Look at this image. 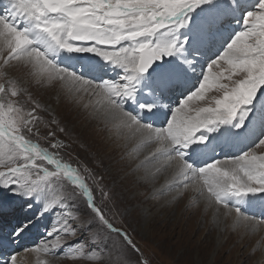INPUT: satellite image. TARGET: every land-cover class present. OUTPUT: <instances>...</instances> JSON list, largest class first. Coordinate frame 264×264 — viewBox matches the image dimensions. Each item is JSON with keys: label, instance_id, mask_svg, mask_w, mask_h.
<instances>
[{"label": "snow or ice", "instance_id": "snow-or-ice-1", "mask_svg": "<svg viewBox=\"0 0 264 264\" xmlns=\"http://www.w3.org/2000/svg\"><path fill=\"white\" fill-rule=\"evenodd\" d=\"M225 3L232 6V0ZM206 5L214 7L213 0H8L0 14V188L11 189L26 198L53 181L66 183L69 188L67 197L51 202V209L59 207L64 214L61 227L48 232L57 238L51 249L45 242L36 251L62 247L60 231L75 236L78 229L90 231L95 225L108 237L113 234L119 237L123 246L138 257L143 255L131 235L109 217L104 201L111 195L99 182L100 203L78 167L25 138L24 133L32 132L38 117L35 109L25 114L20 106L18 98L26 90L13 73L21 68L34 80L59 83L74 95L85 93L96 97L103 116L118 131L139 136L146 147L153 146L154 150L144 158L146 161L150 162L149 157H166L162 163L184 178V187L195 181L197 191L209 207L222 205L225 215L235 214L244 221H253V217L229 206L227 201L230 197L264 193V137L237 156L212 160L199 168L186 156L193 145L206 142L202 130L212 132L238 117L240 123L236 126L242 127L249 114L248 106L258 93L264 94V0H258L254 10L244 13L243 29L219 56L210 60L198 86L179 102L163 127L144 123L125 108L128 101L135 100L140 77L154 72L190 43L187 36L181 40L177 33L193 22L191 14L195 10ZM62 52L95 54L119 68L121 75L117 80L94 81L58 65L55 58ZM169 83L167 76L161 75L158 87L167 88ZM210 91L223 93L222 97L213 98L214 106L192 103L205 102ZM139 107L151 111L154 105ZM62 146L59 141L52 144L53 148ZM38 161H46L47 166ZM149 176L145 172L140 179ZM81 198L88 219L73 215L71 205ZM51 209L45 204V212ZM260 222L264 223V218ZM26 227L21 225L14 235H20ZM98 234L89 238L93 245ZM19 255L12 254L7 264H17ZM102 257L101 253V261ZM114 264L129 262L117 258ZM137 264L148 261L138 258Z\"/></svg>", "mask_w": 264, "mask_h": 264}, {"label": "rangeland", "instance_id": "rangeland-1", "mask_svg": "<svg viewBox=\"0 0 264 264\" xmlns=\"http://www.w3.org/2000/svg\"><path fill=\"white\" fill-rule=\"evenodd\" d=\"M213 2L214 7L206 5L195 10L191 14L193 22L177 33L181 40L187 36L190 41L178 53L179 60L170 63L176 55L173 58L169 57L167 62L154 72L142 76L143 81L150 83L152 95L159 99L154 107L161 108L165 104L166 115L159 120H154L149 114L145 118L138 115L140 104L153 105L152 98L140 97V91H143L141 88H138L135 100L125 104L126 110L142 122L157 127H163L167 123L179 102L198 86L210 60L219 56L227 43L243 29L244 13L254 10L258 0H232V6H228L225 0ZM7 5L8 0H0V14H3V9ZM194 21L197 26L204 29L203 38L196 34L190 39L189 28L193 29V33L197 30ZM208 33L209 36L206 37ZM204 38L205 45L194 47ZM80 55L87 59L94 57L99 59V62L83 63L78 61L77 57L70 63L62 59L60 61L56 57L55 62L94 81L117 80L121 75L119 68H115L116 70L111 73L107 63L95 54ZM166 65L172 67L169 69L170 75H167L170 83L167 88L160 89L159 80L154 78ZM13 75L20 78V87L26 90L18 98L20 106L25 114L35 109V115L38 117L32 125V132L24 133L25 138L78 167L93 189L98 203L101 202V195L97 189L99 182L100 187L111 195L110 199L104 201L109 217L131 235L143 255L138 257L137 253L123 246L119 237L114 234L108 237L95 225L90 231L78 229L75 236L60 231L58 235L62 247L36 251L37 246L45 242L51 249V243L57 235L49 236L48 232L53 228L59 229L64 219L59 207L51 209L53 206L51 202L67 197L69 188L66 183L53 181L43 185V189L31 198H26L23 194L16 195L11 189L0 188V264H7L4 259L15 253H20L17 264H114L117 258H125L129 264H137L138 258L147 260L148 264H264V223L260 222L261 218H264V193L243 198L230 197L227 201L229 206L238 207L243 214L253 217L251 222L244 221L235 214L225 215L222 205L216 208L209 207L197 191L195 181L189 182L187 187L183 186L185 180L171 187L166 194L170 195V200L162 202L166 197L156 188H159L163 181L151 178L152 172H149L150 168L153 169L151 165L142 169L139 174L133 173L136 176L126 184L131 193L125 199L127 189L121 179L123 176L127 178L128 175L127 169L121 166V160L107 156L101 158L100 151L94 149L96 146L91 144L88 147L86 144L91 140L93 143L98 142L97 146L104 151L105 138L116 141L122 134L114 123L103 116L101 106L96 103L97 98L85 93L74 95L69 88L61 84L54 93L44 94L46 87L50 86L49 83L41 85L33 82L32 77L28 76L23 68L15 71ZM52 84L57 86L56 82ZM222 95V92L210 91L206 93L205 102L192 103L214 106L213 98H220ZM248 107L249 114L242 127L236 126L240 123L238 117L233 123L220 126L212 132L202 130L201 134L210 138L214 143L213 147L201 151L199 155L190 148L186 159L191 160L194 166L199 168L212 160L234 157L253 147L264 137V94L258 93L253 104ZM53 120L57 123H53ZM61 128L64 131H60ZM247 128H250V131ZM137 138L141 139L139 136ZM81 139L85 144L80 143ZM56 141L61 142L63 146L53 148L52 144ZM131 144L133 140L127 143V148H130ZM143 144L145 145L142 140L141 145ZM38 163L47 166L46 161ZM145 172L150 173L146 179L150 180V184L148 191L142 192L135 188L134 179L137 182L142 181L140 177ZM199 182L202 184V179ZM65 203L69 202L65 200ZM45 204L51 210L45 212ZM71 206L74 210L73 215H79L80 219H88L82 198ZM76 223L79 224L80 221L77 220ZM21 225L27 227L18 237L14 233ZM93 233H99L95 245L89 239ZM6 238L9 239L8 242L3 241ZM77 239H82L83 242L74 244ZM24 249L32 251L24 252ZM5 250L8 254L2 255V251Z\"/></svg>", "mask_w": 264, "mask_h": 264}, {"label": "bare ground", "instance_id": "bare-ground-1", "mask_svg": "<svg viewBox=\"0 0 264 264\" xmlns=\"http://www.w3.org/2000/svg\"><path fill=\"white\" fill-rule=\"evenodd\" d=\"M195 21H194V26L197 28V30L193 33V29L192 28H189V30H188L189 33L188 34L191 36L190 39L192 37H194L196 34L197 35H200L203 38V35H205V31H204V29L202 27L197 26L195 24ZM208 36H209V33L207 34L206 37H208ZM205 39L206 38L202 39L194 47L198 48V47H201V46L205 45ZM57 57L59 58L60 61L62 59L64 62H68V63L74 61L75 60V57L78 58V61L83 62V63L99 62V59H95L94 57L92 59H87V58L82 57V55H80V54H68V53H65V52L60 53ZM173 59L174 60L171 61L170 63H173V62L178 61L179 60V55L176 54V56ZM180 61L182 62V58H180ZM107 65H108L107 67L109 69H111V73H113L114 70H116L115 67L111 66L110 64L107 63ZM171 68H169L168 65H166V67H163L161 69V72L160 73H157L156 74V76H155L154 79H156L158 81L159 78L161 77V75L167 76L169 74V69H171ZM176 70H178V69H176ZM33 82H35L37 84L39 83L41 85H43L42 83H45V84L46 83H49L47 81L40 82V81H37V80H34V79H33ZM52 83H54V82H52ZM52 83H49L50 86L49 87H46L47 90H45L43 92L44 94H46V93L52 94L59 87V83H57V86L56 85H53ZM32 87H33V85H32ZM137 87L138 88H141L143 90V91H140V97L141 98H145V97H146V99L152 98L153 99V102H152L153 105L154 104H158V100L159 99H157V97H154L152 95V93H151V91H152L151 90V85H150L149 82L143 81V77H140L139 83H138ZM137 100H139V98L136 99V102H137ZM140 100H144V99H140ZM166 111H167V108H166V105L164 104L161 108L153 107L151 111H147L146 108L145 109L139 108L138 115H141L142 118H145V117H147V114H149L151 116V118H153L154 120H159L160 117L166 115ZM256 116H255V118H256ZM247 130L250 131V128H247ZM137 137L138 136H135V137L130 136L126 131H124V132H122L120 138L117 139L116 141H114V140H108L107 138H105L103 140L104 146L106 147V149H104V151H102L100 149V147L97 146L98 142L93 143V141L91 140V141H88V143L86 142V144H87L88 147L91 146V144H92V146H96L97 148H94V149H98L100 151L101 158H104V157L107 156V157H111L112 159H120L121 160V162H122L121 163V166L124 169H127V174L126 175H128L127 178H125V176H123L122 179H121V182L124 184V186L127 189L126 190V193H125V197H124L125 199H127L128 196H129V194L131 193L130 188L126 184L129 182V180L131 178H134L136 176V175L134 176L133 173H138L142 169L149 168L151 165H153V169L152 170H150L151 168L149 169V172H152L151 178L153 177V178H156V179H159V180H162L163 181V184L159 188L157 187L156 190H158L159 193H161V195L162 194L165 195L166 200L162 199V202H165L167 200H170V195H166L167 193H169L167 191H170V188L171 187L176 186L178 184H181V182L184 181V178L182 176H179L170 167H167V166H165L162 163L166 159V157L157 156L156 159H151L149 157L150 162L149 161H146L144 158H145V156L149 155L150 150H154L153 149V146L151 144H149L147 147L144 144L141 145L142 139H138ZM132 140H133V144L130 145V148H127V143L132 142ZM81 142H82V145L85 144V142H84L83 139L80 140V143ZM213 145H214V143L210 140L209 137H207V140H206L205 143H203V144H195V145H193L191 147V149H192V151L194 153H196L197 155H199L204 150L212 148ZM190 162H191V160H190ZM141 164H143V167H138ZM149 184H150V180H146L145 179V180H142V181L137 182L134 179V186H135V188L137 190H141L142 192L148 191ZM21 235H22V232L20 233V235H18V237H20ZM3 241L8 242L9 239L6 238V239H3ZM6 250L5 251H2V255L8 254V251H6ZM9 257L10 256L8 255V258L4 259L5 263H7Z\"/></svg>", "mask_w": 264, "mask_h": 264}, {"label": "water", "instance_id": "water-1", "mask_svg": "<svg viewBox=\"0 0 264 264\" xmlns=\"http://www.w3.org/2000/svg\"><path fill=\"white\" fill-rule=\"evenodd\" d=\"M155 67V66H154Z\"/></svg>", "mask_w": 264, "mask_h": 264}]
</instances>
